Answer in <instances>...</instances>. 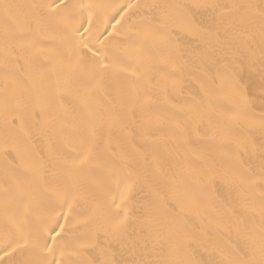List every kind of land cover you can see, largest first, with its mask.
<instances>
[{"label":"snow or ice","instance_id":"1","mask_svg":"<svg viewBox=\"0 0 264 264\" xmlns=\"http://www.w3.org/2000/svg\"><path fill=\"white\" fill-rule=\"evenodd\" d=\"M115 7L100 0H48L47 3L23 6L0 0L4 20L0 32V55L5 70L9 62L19 63L21 59L26 63L40 59L53 68L64 63V57L54 49H42L34 42L17 43L24 35L55 32L70 53L71 70L86 76L87 83L95 81L96 88L101 87L108 77L119 78L127 73L128 69L121 65L135 60L138 67L131 72L134 82L117 89L121 107L129 104L148 108L151 107L154 87L151 82L153 59L144 43L160 42L164 39L162 34L171 29L197 35L202 30L191 22L190 9L213 11L216 13L215 30L197 35L204 45L203 55L207 58L204 62L210 60L215 66L214 74L201 85V91L209 101L208 108L186 106L181 109L186 117L183 126L175 123L169 131L177 138V154L181 140L186 142L193 128L200 126H206L211 133L210 140L230 151L217 158L213 148L193 161L191 166L180 168L170 183L169 203H183L194 216L199 215L206 206L202 196L206 186L217 191L227 188L235 191L239 200V208L231 211L256 214L259 224L245 227L243 231L237 229L238 244L228 249L210 242L202 243L203 234L186 230L173 219L138 220L142 226L148 223L147 234H144L143 227L140 233L133 234L129 231L133 219L132 196L138 185L147 179V173L137 167L138 161L133 154L121 151L115 159L97 156L99 140L105 133L110 135L117 127L127 129L122 112L105 109L101 117L99 105L93 102L94 89L79 95L77 110L81 112L79 124L83 134L76 149L77 155L59 160V172L48 182L42 167L26 163L30 156L20 135H27L24 129L25 105L19 102L9 104L6 100L0 111V128L6 143L11 141L6 153H15V159L21 164L11 172L5 170L0 186V252L4 253L0 256V264H264V113L256 118L251 111L257 96L264 105V0H240L231 5H164L165 9L179 11H169L159 20L135 31L128 25L125 13L141 5L119 6L120 10L116 12L119 19L111 15ZM129 42L136 45L131 49L133 55L127 60L121 58L119 62H109V53L118 49L121 43ZM170 64V75L173 76H183L186 70H193L175 61ZM4 82L5 92L10 89L13 96L23 90L10 75L4 77ZM177 83L176 79L169 81L172 87ZM33 88L37 103L48 100L50 92H41L37 85ZM150 119L158 124L163 121L159 113H154ZM54 124L60 129L67 126L64 120H56ZM251 131L260 133L259 145L249 135ZM127 136H131V132H127ZM152 163L163 172L159 158L153 156ZM94 168L102 170L108 180L102 195L97 194L98 186L88 179ZM255 188L262 190L259 203L250 195ZM151 191L159 196L155 188ZM80 204L84 205L83 210L74 209V205ZM65 206L68 212H63ZM57 207L60 212L56 211ZM85 212L89 215L78 220L77 215ZM61 217L64 223H60ZM98 219L102 221V230L109 244L119 245L121 256L126 252L128 259H113L115 253L98 244L94 247L99 248V254L103 256L101 261L81 259L85 246L79 243L77 225L94 223ZM217 226H221L219 222ZM205 254L209 258L205 259Z\"/></svg>","mask_w":264,"mask_h":264},{"label":"bare ground","instance_id":"2","mask_svg":"<svg viewBox=\"0 0 264 264\" xmlns=\"http://www.w3.org/2000/svg\"><path fill=\"white\" fill-rule=\"evenodd\" d=\"M10 3L18 5H29L34 3H47L48 0H8ZM86 2V0H85ZM100 2L116 6L111 15L119 19L116 12L120 10L119 6L127 8V5H141L133 7L125 13L128 25L133 26V31L147 26L149 22H155L161 15L169 11H179V9H165L164 5H193L196 3H218L231 5L240 0H100ZM258 2V0H257ZM144 5H159V8H146ZM26 10V9H24ZM219 10H217L218 12ZM191 22L200 30L197 35H204L207 31L215 30L214 17L216 13L205 9H190ZM115 23V20H112ZM126 25V29L128 27ZM85 26L87 23L85 21ZM4 27L3 12L0 10V32ZM119 28V26H118ZM106 35V33H105ZM164 39L153 43L146 41L145 50L152 56L153 67L151 70V82L154 86L151 92V107L142 108L139 105L131 106L124 104L121 107V96L117 89L123 84H131L135 77L131 72L136 70L135 60H128L121 66L128 69L119 78H106L102 86L95 87V81L87 83V77L80 73H74L71 70L68 58L70 53L62 45L58 35L55 32L35 35H24L20 37L17 43H36L42 49H54L64 57V63L53 65L42 62L40 59H34L25 62L21 59L19 63L9 62L7 71L4 68L3 56L0 55V111L7 100L9 104L17 102L25 105L24 109V129L27 135L21 133L24 144L30 156L26 163H33L37 167H42L44 178L51 182L54 174L59 172V160L62 158H75L76 149L83 134L80 127L81 112L77 110L79 100L77 97L89 89H94V103L99 105L101 117L105 109L114 110L124 115L127 129L121 130L117 127L110 135L105 133L99 140L97 147V156L100 159L118 158L121 151L136 156L137 167L147 173V179L142 181L132 196L133 219L129 225V231L133 234L140 233L141 228L144 234H147L148 223L143 226L138 220H147L149 222L158 219H173L179 222L186 230L195 231L203 234L202 243H212L228 249L232 245L238 244L237 229L243 231L245 227H251L259 224V216L240 211L233 213L231 210L239 208V200L235 191L223 188L217 191L212 186H206L202 196L205 201V207L199 215H193L188 206L177 202L175 205L169 203L171 200L170 183L178 174V170L183 166H191L192 162L197 160L203 154L211 149H215L217 158L229 149L220 147L215 141L208 137L211 135L206 126L193 128L189 139L184 142L181 140L179 154L175 151L176 137L172 136L169 129L175 123L182 126L186 117L181 113V109L186 106H199L202 110L208 108V98L201 91V85L207 83L209 76L214 74L215 66L203 55L204 45L197 35H188L178 29H171L162 34ZM124 37H121V41ZM134 43H121L120 47L109 53L110 61H120L121 58H127L133 55L131 49L135 48ZM125 49H128L126 52ZM89 57L91 54H88ZM171 61L178 65H188L193 70L185 71L183 76L180 74L170 75ZM167 65V68L165 67ZM207 73V76L205 75ZM10 75L14 77L20 85L22 91L15 96L11 90L5 92L4 77ZM176 79L179 81L175 87L169 84V81ZM218 83V82H217ZM33 85L40 87L41 92H50L48 100L44 103H37ZM59 92V94H57ZM251 111L256 118L264 113V105L261 104L259 97L255 99ZM154 113H159L163 117L161 123H155L150 119ZM56 120H64L66 127L60 129L54 124ZM131 132V136H127ZM253 141L259 145L261 135L258 131L249 133ZM199 138V142L197 139ZM11 141L6 143L0 128V186L7 169L11 172L18 168L21 161L15 159V153L7 152ZM119 145V147H117ZM109 148L111 151H109ZM115 154V155H113ZM153 156L161 161L163 172L158 171L152 163ZM88 179L97 185L98 195L103 194L104 186L108 183L106 175L102 170L92 169L88 174ZM207 185V180L205 179ZM155 188L159 196L152 194L151 189ZM250 195L259 203L262 198V190L255 188L251 190ZM47 204V200L45 201ZM74 209L83 210L84 205H74ZM60 212L59 207L56 208ZM67 206L63 212H68ZM89 213L77 215L78 220H84ZM217 222L221 225L217 226ZM60 223H64L60 218ZM99 229V231H98ZM77 235L80 237L79 243L85 246L81 259L85 261L99 262L103 256L99 254L100 247H109L112 253H115L113 259H128L125 252L120 254V246L109 244L102 230V221L96 220L94 223L77 225ZM4 253L0 252V256ZM18 258V257H17ZM197 259L200 257L197 256ZM205 259L209 258L207 254ZM7 259V257H6Z\"/></svg>","mask_w":264,"mask_h":264}]
</instances>
